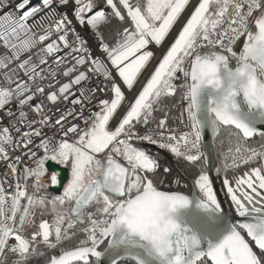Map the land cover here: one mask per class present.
<instances>
[{
  "label": "snow or ice",
  "instance_id": "1",
  "mask_svg": "<svg viewBox=\"0 0 264 264\" xmlns=\"http://www.w3.org/2000/svg\"><path fill=\"white\" fill-rule=\"evenodd\" d=\"M0 264H264V0H0Z\"/></svg>",
  "mask_w": 264,
  "mask_h": 264
},
{
  "label": "water",
  "instance_id": "2",
  "mask_svg": "<svg viewBox=\"0 0 264 264\" xmlns=\"http://www.w3.org/2000/svg\"><path fill=\"white\" fill-rule=\"evenodd\" d=\"M208 144H209V146L211 147V145H212V140H211V136L209 135V137H208ZM155 146H151V150L153 151V152H156L157 150L154 148ZM212 158H213V163H215V153L213 152L212 153ZM217 188H219V181H217ZM221 199H223V196H222V194H221ZM224 207L227 209V204H225L224 205Z\"/></svg>",
  "mask_w": 264,
  "mask_h": 264
},
{
  "label": "trees",
  "instance_id": "3",
  "mask_svg": "<svg viewBox=\"0 0 264 264\" xmlns=\"http://www.w3.org/2000/svg\"><path fill=\"white\" fill-rule=\"evenodd\" d=\"M150 148H151V146H150ZM155 148V147H154ZM156 149V148H155ZM157 150V149H156ZM158 151V150H157ZM214 153H215V161H216V152L214 151ZM161 156H162V158H164V154L163 153H161ZM166 162H172V163H174V161H168V160H166Z\"/></svg>",
  "mask_w": 264,
  "mask_h": 264
},
{
  "label": "bare ground",
  "instance_id": "4",
  "mask_svg": "<svg viewBox=\"0 0 264 264\" xmlns=\"http://www.w3.org/2000/svg\"><path fill=\"white\" fill-rule=\"evenodd\" d=\"M160 55V52H159V50H157V56H159ZM215 163H216V161H215Z\"/></svg>",
  "mask_w": 264,
  "mask_h": 264
},
{
  "label": "built area",
  "instance_id": "5",
  "mask_svg": "<svg viewBox=\"0 0 264 264\" xmlns=\"http://www.w3.org/2000/svg\"><path fill=\"white\" fill-rule=\"evenodd\" d=\"M89 38H91V37L89 36Z\"/></svg>",
  "mask_w": 264,
  "mask_h": 264
}]
</instances>
